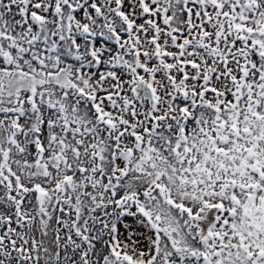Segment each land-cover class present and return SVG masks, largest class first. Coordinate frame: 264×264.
I'll use <instances>...</instances> for the list:
<instances>
[{
	"label": "snow or ice",
	"instance_id": "snow-or-ice-1",
	"mask_svg": "<svg viewBox=\"0 0 264 264\" xmlns=\"http://www.w3.org/2000/svg\"><path fill=\"white\" fill-rule=\"evenodd\" d=\"M0 264H264V0H0Z\"/></svg>",
	"mask_w": 264,
	"mask_h": 264
}]
</instances>
